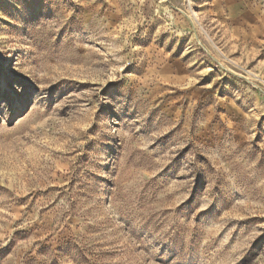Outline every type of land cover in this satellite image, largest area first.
<instances>
[{
	"label": "rangeland",
	"instance_id": "rangeland-1",
	"mask_svg": "<svg viewBox=\"0 0 264 264\" xmlns=\"http://www.w3.org/2000/svg\"><path fill=\"white\" fill-rule=\"evenodd\" d=\"M0 264H264V0H0Z\"/></svg>",
	"mask_w": 264,
	"mask_h": 264
}]
</instances>
